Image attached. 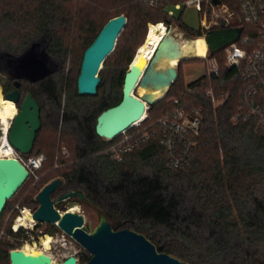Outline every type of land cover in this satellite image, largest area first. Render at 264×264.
<instances>
[{"label":"trees","instance_id":"trees-1","mask_svg":"<svg viewBox=\"0 0 264 264\" xmlns=\"http://www.w3.org/2000/svg\"><path fill=\"white\" fill-rule=\"evenodd\" d=\"M224 1L238 12L240 0ZM103 7H115V12L107 13ZM96 9L103 12L99 27L95 26ZM118 15L126 17L116 38L126 30L127 45L118 60L125 61V67L116 78L111 77L99 96L97 88L93 96L79 95L77 77L75 88L64 90V77L58 69L36 81L0 72L3 92L19 87L21 98L28 92L39 105L41 126L30 152L23 156L42 153L45 159L38 170L39 179L35 183L33 178L27 179L30 191L20 206L35 210V195L45 184L60 178L52 199L69 191L80 192L86 202L79 203L102 212L114 230L142 233L158 250L189 264H259L264 257V133L255 130L251 122L230 121L237 104V88L224 82L229 74L222 49L208 53L217 57L218 77L203 75L185 83L179 60L176 79L161 98L148 105L142 123L168 113L172 99L181 97L186 87H200L193 101L202 107V120L189 166L169 168L157 136L120 160L112 159L106 151L109 142L95 133L97 116L121 99L124 73L136 49L144 43L149 23L175 25L190 39L202 37L200 29L188 30L173 15L139 0H0V55L17 57L44 38L47 57L63 64L71 43L63 33L79 26V38L85 43L81 65L85 49L104 24ZM210 85L218 86L217 92L229 90L230 97L216 105L205 95ZM62 148L68 153L65 157L59 156ZM69 200L79 201L76 196ZM17 202L8 200L4 213L10 214ZM55 231L58 228L50 224L45 232ZM24 233L21 227L13 231L10 224L7 226L4 235L14 243L0 239V262L10 264L9 251L17 247ZM219 237L225 239L221 247L217 245ZM77 256L78 262H87L89 253L84 250Z\"/></svg>","mask_w":264,"mask_h":264},{"label":"water","instance_id":"water-1","mask_svg":"<svg viewBox=\"0 0 264 264\" xmlns=\"http://www.w3.org/2000/svg\"><path fill=\"white\" fill-rule=\"evenodd\" d=\"M125 23L126 17L124 15L109 19L92 43L85 49L77 76V92L79 95L93 96L96 94V88L100 82V78L96 74L105 57L113 51L116 38ZM239 33L240 27L207 31L203 38L208 52L214 53L220 50L226 44L236 40ZM166 34L157 45L145 68L142 69L137 65H133L132 59L128 70L124 73L120 101L116 105L103 110L97 116L94 129L96 135L102 140L107 142L135 125L145 114L147 106L145 102L153 104L158 100L150 102L146 98L134 95L133 91L138 84L147 82V84H142L144 87L166 85L167 90L176 79L177 67L156 68V64L161 57H174L180 53L178 43L173 52H167L170 48V42ZM185 38L190 39L186 35ZM32 48L34 46L19 60L27 62L31 68H35L41 63L34 60L36 55ZM185 57H179L178 61ZM22 77L26 78V75ZM1 91L4 98L13 101L15 104L20 100V91L17 88L9 92H3L1 88ZM39 128V105L32 95L27 93L22 98L8 129V142L17 151L27 154L32 148L35 134ZM27 179L28 170L18 159L0 157V215L6 202L13 197ZM60 184L61 179L55 178L45 184L35 195L38 206L32 213V219L37 223L56 224L71 236L81 248L89 253L86 264H189L173 255L158 250L154 243L142 233L130 229L114 230L105 215L100 211H98V222L93 228L85 226L84 217L78 212L72 210L60 212L55 207L56 202H64L73 196H76L79 201L68 202V207L76 206L80 201L86 202L83 194L76 191H69L60 195L56 200L52 199L51 195ZM9 261L10 264H77L78 256L71 254L61 261H55L44 252L31 254L20 248H14L9 251Z\"/></svg>","mask_w":264,"mask_h":264},{"label":"built area","instance_id":"built-area-1","mask_svg":"<svg viewBox=\"0 0 264 264\" xmlns=\"http://www.w3.org/2000/svg\"><path fill=\"white\" fill-rule=\"evenodd\" d=\"M139 1L149 7L161 10L167 6H172L175 9L193 6L200 14L199 29L202 37L212 29L240 27L237 39L221 48L224 67L229 74L224 82L230 84L233 89L237 88V104L230 121L234 124L251 122L255 130L264 133V0H240L238 12L231 9L224 0ZM167 15L172 16V10H169ZM235 16L239 17L240 23L232 24L231 20L235 19ZM167 29L168 26H166L165 33ZM208 53L206 48L205 56L201 57L209 62V67L204 75L208 78L211 76L218 77L220 72L217 57L209 56ZM217 88L218 86L210 85L205 90V95L216 105H219L230 97L231 92L229 90L217 92ZM195 93H200V87H186L181 97L172 99L173 107L168 113L150 123L142 124L147 117L145 111L139 122L107 141L109 145L106 151L110 158L120 160L125 153L133 151L142 143L157 136L169 168L180 170L189 166L197 146L202 120V107L195 105L193 101ZM0 133V139H7L8 132L4 133L2 127H0ZM0 157L18 159L24 164L28 170V178H33L34 183L39 179L38 170L45 159L42 153L25 158L9 142L7 150L0 151ZM14 211L18 212L15 221L25 214L31 216V218L25 219V224L18 228L25 229L23 241L30 240L34 244L35 239L29 231L37 223L32 219L34 210L20 206L17 202L11 208L10 214ZM54 225L58 231L55 238L51 236V245L60 252L61 260L71 254L77 255L78 247L75 240L56 224ZM17 229L13 225V231H17ZM56 243L62 248H57ZM44 253L50 255L45 251Z\"/></svg>","mask_w":264,"mask_h":264},{"label":"rangeland","instance_id":"rangeland-1","mask_svg":"<svg viewBox=\"0 0 264 264\" xmlns=\"http://www.w3.org/2000/svg\"><path fill=\"white\" fill-rule=\"evenodd\" d=\"M169 10H172L173 17L176 20L179 19L180 22L188 30H193V31L199 30L200 14L193 6L182 7L181 9H175L172 6H167L163 9L165 13H167ZM103 11L107 13H113L115 12V7L113 8L103 7ZM94 17H95V26L99 27V25L104 20L103 12L101 11V9H96ZM231 22L232 24L240 23V19L238 16H235V19H232ZM164 24L168 26L166 37L168 41L170 42V48L168 49L167 52H173L175 50L177 43L180 44L181 41H185L187 39L185 38V34L177 26L175 25L169 26L167 23H164ZM148 25H147V33H148ZM78 27L79 26H77L75 29H67V31L63 33L64 38L70 39L71 41V43L69 44L70 45L69 54L63 64L56 62L53 58L47 57V55L44 53V50H43L45 39L42 38L38 42L31 45L24 53H22L21 55L17 57L0 55V72L5 73L12 77H22L26 75V78L30 80H38L40 78H43L50 72L58 69L60 74L61 75L63 74V77H64V81H63L64 90L75 88L76 77L78 75V70H79V65H80V57H81L80 55L85 45L84 42H83L84 44L81 43V39L79 38L80 30ZM116 43H117V46L115 50L112 51V53L106 57L104 62L100 65V69L98 73L96 74V76L100 78V83L99 85H97L98 87H97L96 96H99L100 94H102V92L106 89L111 77L116 78L118 75L121 74V71H123V68L125 67V61L119 63L118 60L120 58L121 53L123 52V49H125L127 45L126 30L123 33V36L119 37V39L115 41V44ZM33 46L34 48L32 49L34 50V54L37 56V57L35 56L36 59L34 60L35 61L37 60L36 62L40 61L41 63L39 64V66L35 68H31L27 62L19 60L20 57L25 56L26 52L29 51L31 47ZM136 51H135V54H136ZM161 54H166V53H161ZM178 63L179 62L177 61V63L175 64V67L178 66ZM208 67H209V62L207 60H200L198 57L186 56L185 58L182 59L181 64H180V71L183 72L184 82L190 83L196 79H199L201 76L204 75ZM144 83L138 84L135 90L133 91V94L140 98L147 99L145 92L141 90L143 87L142 84ZM145 84H147V82ZM0 88H2V86H0ZM88 102L91 103V100H89ZM145 103L148 107L149 105L148 102H145ZM14 105H15L16 112H17L18 106L15 103ZM12 120L13 118L9 120L10 124ZM0 127L3 128V122L1 119H0ZM67 155L68 153H67L66 148H62L61 153H59V156L65 157ZM30 187H31V182L29 180H26L23 183V185L17 190V192L14 194L11 200L14 199L18 201L19 203L20 201H23L24 197L30 191L29 190ZM28 205H32V204L30 203ZM76 207L77 208L74 209L73 211L78 212L83 215L85 226L93 228L98 222L97 209L88 203H84V204L78 203ZM71 208L73 207H68L67 202H61L58 205V209L60 211L71 210ZM15 218L16 217H11L10 214L7 212L4 213V210H3L2 214L0 215V239L6 238L4 235V231L6 230L9 224H10L11 230H13ZM49 225L50 224L48 223L41 222L37 224V226L34 225L32 229H29L30 233L33 234V237L35 239L34 244L36 243L35 246L37 250L42 249V245H40V240H39L41 236L48 234L55 238L57 231H55L54 233L45 232L49 229ZM6 239H9L11 243H14V239H10V238H6ZM23 239L24 237L22 236V238L19 239L20 243L15 248L23 249V247L26 244L33 245L32 241L29 240L25 242L23 241ZM224 242H225V239L223 237H219L217 239V245L219 247L223 246ZM77 247H78L77 248L78 253L80 251H84V249L81 248L78 244H77ZM45 252L49 253L53 257L54 260L56 261L61 260L60 252L54 249L52 245L50 246L49 250L47 249ZM0 264H5V262H0ZM77 264H86V262H77ZM259 264H264V257L259 259Z\"/></svg>","mask_w":264,"mask_h":264},{"label":"bare ground","instance_id":"bare-ground-1","mask_svg":"<svg viewBox=\"0 0 264 264\" xmlns=\"http://www.w3.org/2000/svg\"><path fill=\"white\" fill-rule=\"evenodd\" d=\"M166 26L162 22H158L156 24L149 23L148 25V33L144 43L138 48L136 54L133 58L132 64L137 65L140 68H145L149 59H151L153 53L155 52L157 45L161 41L162 37L165 34ZM177 30V29H176ZM180 53L178 56L170 57L163 56L159 59L156 64V68L162 69L169 66H175L177 60L181 56H191V57H204L206 54V42L203 37H198L196 39H187L183 42H180ZM167 86L166 85H157L156 87H142V91L145 92L147 100L150 102H154L165 93ZM16 114V108L14 102L6 99L2 96L1 88H0V119L3 122V132H8L10 127V119L14 118ZM8 147L7 139H0V151H6ZM76 206H73L71 210L76 209ZM31 218L30 215L25 214L24 216H20L15 223L14 228H18L25 224V219ZM40 245H42L41 250H37L35 244L29 245L26 244L23 247V251L31 254H38L43 251L49 250L52 242V238L50 235L45 234L40 237ZM39 247V246H38ZM57 248H62L61 245L56 243Z\"/></svg>","mask_w":264,"mask_h":264},{"label":"flooded vegetation","instance_id":"flooded-vegetation-1","mask_svg":"<svg viewBox=\"0 0 264 264\" xmlns=\"http://www.w3.org/2000/svg\"><path fill=\"white\" fill-rule=\"evenodd\" d=\"M19 91H20V88L18 87L17 88ZM11 90H13V89H11ZM11 90H9V91H11ZM8 91V92H9ZM28 92H26V94H27ZM23 98V97H22ZM22 98H21V91H20V100L17 102V106H18V108H19V105H20V103H21V100H22ZM40 120V119H39ZM40 126H41V123H40ZM64 202H70V200H66V201H64Z\"/></svg>","mask_w":264,"mask_h":264}]
</instances>
